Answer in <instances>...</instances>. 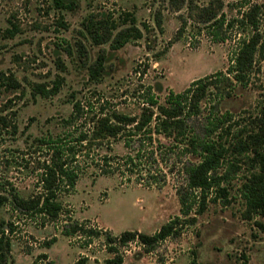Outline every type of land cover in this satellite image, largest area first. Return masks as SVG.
<instances>
[{"label":"rangeland","instance_id":"obj_1","mask_svg":"<svg viewBox=\"0 0 264 264\" xmlns=\"http://www.w3.org/2000/svg\"><path fill=\"white\" fill-rule=\"evenodd\" d=\"M224 1L229 18L241 15L252 4L264 3ZM242 2L247 5L242 7ZM102 12L119 21L125 13L132 14L144 29L143 38L112 52L109 45L91 44L81 33L82 20L89 13L100 16ZM156 15L163 18L164 32L153 29L145 37V22L154 27ZM182 15L190 19L186 9L174 11L168 0H80L74 11L56 8L53 0H0V72L14 74L27 88L24 93L0 88V116L11 121L10 128L3 126L0 135V179L11 181L25 196L39 191L38 171L33 167L44 157L29 146L36 136H57L74 128L63 124V119L71 114L73 95L84 106L103 105L107 111L138 114L143 106L142 96L150 86L163 101L170 90L180 92L196 79L225 71L234 50L251 33L250 28L236 26L227 31L226 41L215 42L208 30H202L203 25L190 23L180 39L174 41ZM13 25H17L18 32L6 35V29ZM80 40L88 59L79 51L70 55L64 50L67 43ZM103 49L109 53L108 73L99 81H91L87 67ZM58 54L65 68L57 64ZM258 64L251 84L236 88L232 98L223 100L224 110L241 112L264 101V61ZM58 76L65 77L58 94L33 96L36 83L50 88ZM157 83L163 85L162 91L157 90ZM78 124L76 129L90 128L83 127L81 120ZM12 126H17L15 133ZM110 147L112 151L99 149L90 157L98 161L107 153L121 156L128 152L120 140ZM154 151L145 160L143 175L164 179L161 187L146 188L117 174L102 175L96 165L90 164L82 171L72 193L62 194L65 212L59 220L42 226L39 219L17 216L10 208H4L2 215L15 222L16 227L10 235L9 264H75L80 258L85 264H107L106 259L115 257L107 242L109 233L115 236L140 230L153 234L170 218L180 215L177 188L185 185L180 157L169 149ZM237 198L228 205L221 200L211 201L207 211L197 216L196 224L187 227L178 238L159 243L152 252H146L138 242H130L118 247L119 254L125 264H239L243 255L250 264H264V214L245 218L243 201ZM73 218L86 221L85 228L94 229L99 235L63 234L66 222ZM53 237L57 240L47 246L45 242ZM93 256L95 259L90 260Z\"/></svg>","mask_w":264,"mask_h":264},{"label":"trees","instance_id":"obj_2","mask_svg":"<svg viewBox=\"0 0 264 264\" xmlns=\"http://www.w3.org/2000/svg\"><path fill=\"white\" fill-rule=\"evenodd\" d=\"M168 1L174 11L186 9L190 16L187 19L182 15L174 41L180 39L190 23L203 25L202 30H208L215 42L226 41L227 31L236 26L250 28L251 33L234 50L225 71L196 79L180 92L170 90L163 101L150 86L142 96L143 106L138 114L107 111L103 105L84 106L82 100L73 95L71 114L63 119V124L74 128L57 136H36L29 146L44 157L33 167L38 171L39 191L25 196L11 181L0 179V264H9L12 251L10 235L16 230L15 222L2 215L4 208H10L17 216L39 219L42 226L59 220L65 212L62 194L72 193L82 171L90 164L96 165L102 175L117 174L131 184L161 187L164 179L143 175L147 167L145 160L149 154L155 153V149H169L171 154L180 157L181 172L185 176V185L177 188L181 214L170 218L153 234L125 231L114 236L109 233L107 242L115 257L107 259V264H123L119 246L138 242L146 252H152L168 238H178L187 227L196 224L197 216L207 211L211 201L221 200L228 205L238 196L245 207V218L264 214V101L241 112L221 107L223 100L233 97L236 88L251 84L255 66L264 61V3L252 4L241 15L229 18L224 11V0H206L202 4L198 0ZM53 2L60 10L74 11L80 6V0ZM246 5L242 2L241 6ZM60 24L66 25L64 20ZM81 26L85 40L95 46L109 45L111 52L144 36V29L138 26L137 19L130 13H125L122 21L106 12L100 16L89 13ZM144 28L145 37L153 29L163 33V18L156 15L154 27L145 22ZM17 32V25L6 29L8 36ZM64 50L70 55L79 51L88 59L81 40L67 43ZM108 55V51L103 49L88 65L91 81H99L108 73ZM57 64L65 68L61 54H58ZM64 81L65 77L58 76L50 88L47 84L36 83L32 87L33 96H54L60 92ZM156 85L157 90H163L161 83ZM4 87L23 93L27 90L14 74L7 75L1 71L0 88ZM80 120L83 127L89 125L90 128L76 129ZM10 123L5 115L0 116V135L3 126L10 128ZM12 128L15 133L17 126ZM117 140L124 142L128 149L126 154L107 153L98 161L93 157L92 152L99 149L112 151L110 145ZM66 224L62 233L67 236L78 233L88 237L99 235L98 231L85 228L86 221L73 218ZM56 240L53 237L45 243L49 246ZM43 257L45 255H41ZM75 264H85V261L80 258ZM239 264H250L248 257L243 255Z\"/></svg>","mask_w":264,"mask_h":264},{"label":"crops","instance_id":"obj_3","mask_svg":"<svg viewBox=\"0 0 264 264\" xmlns=\"http://www.w3.org/2000/svg\"><path fill=\"white\" fill-rule=\"evenodd\" d=\"M139 186H140V185H139ZM138 231H140V230H138ZM92 259H95V256L91 257L90 260H92ZM106 260H107V259H106ZM106 260H105V262H106ZM123 264H125L124 261H123Z\"/></svg>","mask_w":264,"mask_h":264}]
</instances>
